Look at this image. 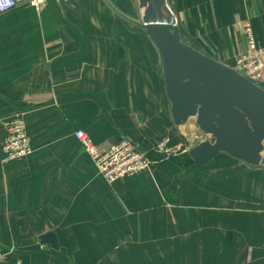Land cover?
<instances>
[{
	"label": "crops",
	"instance_id": "crops-1",
	"mask_svg": "<svg viewBox=\"0 0 264 264\" xmlns=\"http://www.w3.org/2000/svg\"><path fill=\"white\" fill-rule=\"evenodd\" d=\"M168 5L185 44L231 69L246 23L264 46V0ZM141 11L136 0H47L0 14V245L13 262L264 264V167L181 157L109 184L75 137L149 153L205 140L173 122ZM20 115L33 153L5 164L4 126ZM50 233L65 253L42 246Z\"/></svg>",
	"mask_w": 264,
	"mask_h": 264
},
{
	"label": "water",
	"instance_id": "water-1",
	"mask_svg": "<svg viewBox=\"0 0 264 264\" xmlns=\"http://www.w3.org/2000/svg\"><path fill=\"white\" fill-rule=\"evenodd\" d=\"M136 1L139 25L159 51L175 126L195 121L205 136L189 151L190 160L207 165L226 155L264 167V89L185 44L168 0ZM41 244L65 253L52 233L42 236Z\"/></svg>",
	"mask_w": 264,
	"mask_h": 264
},
{
	"label": "built area",
	"instance_id": "built-area-1",
	"mask_svg": "<svg viewBox=\"0 0 264 264\" xmlns=\"http://www.w3.org/2000/svg\"><path fill=\"white\" fill-rule=\"evenodd\" d=\"M46 2L47 0H0V14L6 15L22 5L40 11ZM244 34L246 50L239 57L235 70L250 82L264 89V46L257 43L250 23L245 24ZM4 127L6 138L2 148L3 163L7 164L29 157L33 153V147L23 116L12 119ZM75 137L95 162L99 174L109 184L143 173H150L159 164L150 158L149 151L128 138L118 143L106 141L95 145L83 130L76 132ZM190 149L191 146L185 144L171 145L170 140L166 139L152 152L166 161L174 158L177 160V158L189 155ZM12 255L13 250H6L0 245V264H21L13 262Z\"/></svg>",
	"mask_w": 264,
	"mask_h": 264
},
{
	"label": "trees",
	"instance_id": "trees-1",
	"mask_svg": "<svg viewBox=\"0 0 264 264\" xmlns=\"http://www.w3.org/2000/svg\"><path fill=\"white\" fill-rule=\"evenodd\" d=\"M149 156H150V158L153 160V161H157V162H160V161H165L164 159L162 160V157L161 156H158V155H156L155 153H153V152H151L150 154H149ZM220 156V155H219ZM182 157H186L187 158V164H195L192 160H190L191 158H190V156L189 155H186V156H182ZM181 158V157H180ZM179 158H177V160H178ZM176 160V158H174V159H170V160H166L165 162H168V163H172V162H176L177 161ZM157 167V166H156ZM155 167V168H156ZM154 168V169H155ZM171 174V173H170Z\"/></svg>",
	"mask_w": 264,
	"mask_h": 264
},
{
	"label": "rangeland",
	"instance_id": "rangeland-1",
	"mask_svg": "<svg viewBox=\"0 0 264 264\" xmlns=\"http://www.w3.org/2000/svg\"><path fill=\"white\" fill-rule=\"evenodd\" d=\"M140 17H141V15H140ZM141 18H142V17H141ZM141 18H140V19H141ZM194 123H195V121H191V122H190V124H194ZM196 142H197V141H195L194 144H195ZM195 146H196V145H195ZM190 150H191V149H190ZM6 250H8V249H6ZM10 250H13V255H14V249H10Z\"/></svg>",
	"mask_w": 264,
	"mask_h": 264
}]
</instances>
